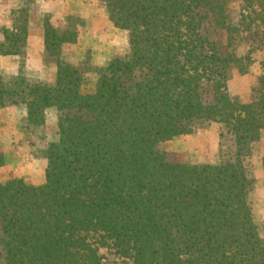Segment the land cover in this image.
<instances>
[{"label":"trees","instance_id":"16d2710c","mask_svg":"<svg viewBox=\"0 0 264 264\" xmlns=\"http://www.w3.org/2000/svg\"><path fill=\"white\" fill-rule=\"evenodd\" d=\"M229 2L106 0L109 20L129 32L125 55L74 65L61 56L76 32L47 25L54 83L0 78V104H25L29 123L59 112L45 183L0 182V264H102L106 240L135 264H264L243 166L264 129V87L244 104L226 92L232 70L247 68L217 37L229 29ZM248 5L264 36V0ZM27 11H12L1 55L23 51ZM206 121L233 139L232 161L171 162L158 149Z\"/></svg>","mask_w":264,"mask_h":264},{"label":"rangeland","instance_id":"374dc122","mask_svg":"<svg viewBox=\"0 0 264 264\" xmlns=\"http://www.w3.org/2000/svg\"><path fill=\"white\" fill-rule=\"evenodd\" d=\"M44 1L0 0V14L4 15L2 18L0 16L3 20L0 21V42L4 39L3 28L12 25L7 10L15 12L28 9V32L38 30L43 34L47 25L59 32L67 29L76 32L75 42L64 46L61 56L64 61L74 65L83 62L92 67H100L128 52L129 32L116 28L109 20L106 0H59L66 7L79 12V16L68 14L61 5L54 8V12H45L42 10ZM248 3L249 0H230L229 29L217 33V37H220L229 50L246 58V72L232 70L226 83L228 96L243 104L252 102L264 87V36L252 11L254 8ZM91 4L94 5L93 8ZM31 38L33 44H26L23 51L16 55V69H7L6 61L0 59L2 83L17 74H22L28 83H54L56 59L46 55L44 51L38 57L36 41L40 37L35 35ZM95 78L93 72L89 74L90 86ZM203 98L206 103L211 102L210 94L204 93ZM58 116L57 109L50 107L44 111L42 123H29L25 104L12 105L6 101L0 104V182L21 179L32 186L45 183L47 149L50 143L58 140ZM157 147L168 161L190 165H220L232 161L235 154L233 139L222 124L214 121L203 122L192 132L175 136L159 143ZM243 166L251 180L248 201L255 217L256 231L264 244V129L251 144L249 155L243 159ZM99 243L98 254L102 264H135L128 254H118L109 240Z\"/></svg>","mask_w":264,"mask_h":264},{"label":"crops","instance_id":"0c3cea01","mask_svg":"<svg viewBox=\"0 0 264 264\" xmlns=\"http://www.w3.org/2000/svg\"><path fill=\"white\" fill-rule=\"evenodd\" d=\"M90 2H91V0H90ZM43 5L44 6H43L42 10H44L45 12H48V10H49V12H52L54 8H56L58 5H61L68 14H70V13L71 14H75V15L77 14V16H79V14H78L79 12L71 10L72 8L69 7V6L66 7L65 3L63 1H59V0H57V1L50 0V2H45L44 1ZM91 6H92V8L94 7V5H92V4H91ZM7 13L9 15V20H12V15H11L12 11L11 10H9V11L7 10ZM60 14H59V16H61ZM0 16L2 18V16H4V15L0 14ZM0 21L2 22L3 20L0 19ZM35 35L37 37H40V39L37 38V41H36V42H38V44H37L38 49H36V55L39 57V56H41L42 52L44 51V33L42 34V32L38 31V30H35L34 33H31V31L28 32V34H27L28 38L26 40V44L28 46L32 45L33 41H32L31 36H35ZM27 50H29V48H27ZM0 59L6 61L7 69H10V70L13 69L14 70L18 66V61H17L18 60V56H16V55H1L0 54Z\"/></svg>","mask_w":264,"mask_h":264}]
</instances>
